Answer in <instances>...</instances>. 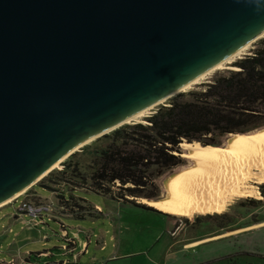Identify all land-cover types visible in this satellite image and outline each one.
I'll list each match as a JSON object with an SVG mask.
<instances>
[{"label":"water","instance_id":"95a60500","mask_svg":"<svg viewBox=\"0 0 264 264\" xmlns=\"http://www.w3.org/2000/svg\"><path fill=\"white\" fill-rule=\"evenodd\" d=\"M263 29L264 0H0V200Z\"/></svg>","mask_w":264,"mask_h":264},{"label":"rangeland","instance_id":"374dc122","mask_svg":"<svg viewBox=\"0 0 264 264\" xmlns=\"http://www.w3.org/2000/svg\"><path fill=\"white\" fill-rule=\"evenodd\" d=\"M254 43L246 51L249 52ZM229 137L219 138V146ZM181 151L187 149L181 146ZM190 163L183 158L182 165L159 171L147 192L154 194V198L164 195V181ZM60 167L61 164L55 168ZM39 181L32 186L41 198L31 190L28 196L25 197L24 192L17 201L0 207V264H23L28 260L41 263L60 257L67 258L71 264H264V183L256 184L259 199L233 198L222 213H196L189 218L146 209L142 206L145 203H137L140 197L117 201L94 192L75 190L74 195L96 208L90 215L77 218L63 215L59 210L55 191L60 192L61 186L48 190L39 186ZM23 198L51 203L55 220H49L42 227L35 226L29 216L16 211L18 201ZM62 228L70 235L74 232L73 237L85 243L73 255L59 248L63 243L58 237ZM228 230L236 231L202 240L191 248L183 247L181 242L183 238L194 239ZM44 250L52 253L38 257Z\"/></svg>","mask_w":264,"mask_h":264},{"label":"trees","instance_id":"16d2710c","mask_svg":"<svg viewBox=\"0 0 264 264\" xmlns=\"http://www.w3.org/2000/svg\"><path fill=\"white\" fill-rule=\"evenodd\" d=\"M230 65L235 68L219 69L157 105L145 121L122 124L83 145L45 175L39 186L48 190L61 186L60 192L55 191L57 206L63 215L77 218L96 209L74 195L75 190L117 201L154 198L147 192L154 176L183 164L181 143L217 146L221 137L264 128V36ZM31 190L33 186L25 197Z\"/></svg>","mask_w":264,"mask_h":264},{"label":"bare ground","instance_id":"6f19581e","mask_svg":"<svg viewBox=\"0 0 264 264\" xmlns=\"http://www.w3.org/2000/svg\"><path fill=\"white\" fill-rule=\"evenodd\" d=\"M257 35H264V29ZM251 43L252 40L245 42L233 54L225 56L190 83L183 85L179 91L191 88L192 85L200 82L215 69L226 66L232 59L237 58L242 51H246ZM226 67L235 68L233 66ZM154 105L136 111L123 122L143 121L142 117ZM95 137H88L66 151L30 183L0 200V207L24 193L29 185L39 181V179L41 180L48 171L60 166L71 151H76V149L90 143L96 139ZM181 146L187 151L180 155L189 159L190 165L177 170L164 181V195L153 199L140 197L138 200L141 203L150 205L169 215L189 218L196 213L203 215L222 213L233 198H261L256 184L264 183V128L248 133L230 134L227 142L220 146L209 144L204 146L198 142H184L181 143ZM71 235H74V232ZM83 244L84 241L78 242L76 249L81 248Z\"/></svg>","mask_w":264,"mask_h":264},{"label":"built area","instance_id":"2783aa9c","mask_svg":"<svg viewBox=\"0 0 264 264\" xmlns=\"http://www.w3.org/2000/svg\"><path fill=\"white\" fill-rule=\"evenodd\" d=\"M19 197L20 195L17 196L12 201H10V203L17 201ZM16 211L18 214L29 216L31 219V222L35 226H41V227L47 224L49 220H54L56 217V215H54L53 213L54 207L52 206V204L48 202L40 201V200L36 201V200H30V199L23 198L18 201ZM58 237L60 240H63V243L61 244V246H59L60 250L63 253L67 252L73 255L75 250H77L76 247L78 245V241L76 240V238L73 237V235H70L66 228H62L61 235ZM48 253H52V252L50 250H44L43 252L38 253L39 255L37 256L38 257H42V255L46 256V254ZM59 261L62 264H71L67 258L62 259V257H60L59 259H55V260L49 259L41 263L38 261L28 260V262H24L23 264H61Z\"/></svg>","mask_w":264,"mask_h":264},{"label":"crops","instance_id":"0c3cea01","mask_svg":"<svg viewBox=\"0 0 264 264\" xmlns=\"http://www.w3.org/2000/svg\"><path fill=\"white\" fill-rule=\"evenodd\" d=\"M36 194L41 197V195H39L38 193H36ZM236 230H228V231H223V232H217V233H213L211 235L201 236V237L194 238V239L183 238L181 242H182L183 247L191 248V247H194V245H196L197 243H199L202 240H206V239H209V238H215V237L222 236V235H225V234L233 233ZM185 240H187V241H185Z\"/></svg>","mask_w":264,"mask_h":264}]
</instances>
